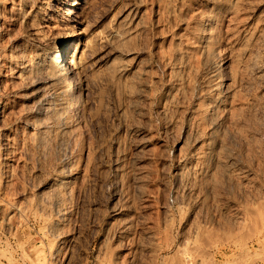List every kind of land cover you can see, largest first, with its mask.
Returning <instances> with one entry per match:
<instances>
[{"label":"rangeland","instance_id":"rangeland-1","mask_svg":"<svg viewBox=\"0 0 264 264\" xmlns=\"http://www.w3.org/2000/svg\"><path fill=\"white\" fill-rule=\"evenodd\" d=\"M0 264H264V0H0Z\"/></svg>","mask_w":264,"mask_h":264},{"label":"bare ground","instance_id":"bare-ground-1","mask_svg":"<svg viewBox=\"0 0 264 264\" xmlns=\"http://www.w3.org/2000/svg\"><path fill=\"white\" fill-rule=\"evenodd\" d=\"M74 13H69V15H73ZM77 24H80L79 21L74 20ZM75 25L71 28V32L66 35V39L63 41L62 46L58 48V51L51 56V69L50 73L51 81L56 82L68 76H71L75 65L80 64L83 60L84 51L80 50L81 46V36L82 34H77L75 30ZM76 38L79 43L77 47L73 49V45L71 44V39ZM86 47V46H85ZM64 100H60V104L62 105V109L65 111L69 108L80 107L82 105V98L80 95V86L76 82V80H71L68 87H66L62 92ZM219 105V104H218ZM220 107V106H219ZM218 107V108H219ZM207 157L204 156L203 160H206Z\"/></svg>","mask_w":264,"mask_h":264}]
</instances>
